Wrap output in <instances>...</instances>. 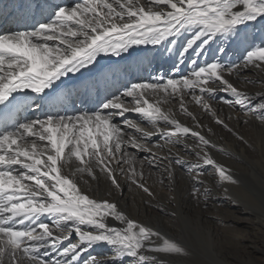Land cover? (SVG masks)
<instances>
[{"label": "snow or ice", "instance_id": "snow-or-ice-1", "mask_svg": "<svg viewBox=\"0 0 264 264\" xmlns=\"http://www.w3.org/2000/svg\"><path fill=\"white\" fill-rule=\"evenodd\" d=\"M25 8L28 11L17 18L23 30L0 33V264H118L125 258L130 264H164L169 258L186 256L180 243L151 225L129 218L115 202L91 197L81 182L87 184L85 175L98 179L95 169L99 167L119 190L112 163L119 166L123 161L129 165L132 182L153 196L135 179L139 175L142 180L143 172H136V154L128 153L126 147L149 153L152 160L148 163L152 164L156 153L139 141H150L158 132L165 144L179 143V137L189 133L197 139L195 147L200 150L195 152L194 162L180 157L175 160L176 164H187L189 174L195 173L192 195L208 198L212 194L200 179L203 166H211L221 183L238 184L230 169L208 151L217 146L200 131L184 126L171 109L164 110L161 105L178 95L181 112L195 120L185 107L187 90L197 105L211 112L217 124L232 131L208 103L218 92H224L232 99L219 97L221 103L239 106L245 116H255L264 124V93L253 97L226 78L241 67L264 70V42L249 45L242 64H224L221 58L200 65L192 59L190 76L168 77L166 81L158 76L152 82L133 83L96 110L46 114L43 119L22 122L16 112L21 106L40 108L41 101L49 99L46 90L54 91L63 77L87 69L101 54L120 56L142 44L167 42L175 46V37L188 33L189 38L176 50L182 64L190 51L199 56L211 43L232 39L242 26L264 19V0H75L70 5L48 8L36 3L34 9L29 0ZM166 50L172 52L173 47ZM218 51L226 53L227 49L221 46ZM29 91L37 98L29 96ZM122 97L131 98L130 103ZM128 112L137 113L155 131L125 119L133 134L125 132L115 117H125ZM167 171L171 183L173 172ZM109 217L123 226L110 225ZM97 244L108 245L112 255H89L82 260L83 254Z\"/></svg>", "mask_w": 264, "mask_h": 264}, {"label": "bare ground", "instance_id": "bare-ground-1", "mask_svg": "<svg viewBox=\"0 0 264 264\" xmlns=\"http://www.w3.org/2000/svg\"><path fill=\"white\" fill-rule=\"evenodd\" d=\"M16 30H23V26L21 28H10L6 25V32ZM181 36L185 37L180 38ZM187 38H189V34L182 33L180 36L175 37L177 40L175 46L169 45L167 42L159 45L142 44L133 46L128 52L122 53L120 56L101 54L93 65H90L87 69H82L79 73L63 77L61 81L57 82L58 86L54 91H46L50 94L63 91L69 88V83H72L78 89V92L91 93L90 103H93L95 108L99 109L107 96L111 94L121 95L131 84L138 83L142 73L146 74L147 82H152L158 76L180 79L187 72V69L192 71V59H196L200 65H203L206 61L211 62L213 59L221 58L224 64H242V57L248 46L259 45L264 42V19H258L255 22H250L247 26H242L239 34L232 39L223 40L219 44L216 42L211 43L203 51L202 60H198L199 56L195 53L192 56L188 54L183 58L184 62L180 63L183 70L180 69L177 72L172 69L169 70L180 61V57L174 52V49L179 48ZM221 46L227 49L226 53L218 51V47ZM168 47H173V51L168 52L166 50ZM151 64V69H147ZM248 68L257 69L252 66H248ZM257 73H261V71L259 72L258 69ZM253 75L251 81L260 83V87L255 90L240 89L255 97L257 93H264V74H257L256 76L255 73H249L244 67H241L237 73L226 76V78L238 87V84L246 81L247 76ZM195 94L198 95L199 93L196 92ZM28 95L33 99L37 98L36 94L30 91ZM205 95L207 96V94ZM219 97L232 99L229 94L218 92L216 97L208 100L212 110L220 117V110L222 109L223 115L226 114L229 121L232 120L238 125L243 110L239 106L229 107L221 103ZM83 98L84 96H81L80 100ZM122 98L126 103L131 101V98ZM149 99L155 100L156 98L149 97ZM90 103L87 102L86 106ZM184 103L188 111L195 116V120L181 112L178 95L175 98L170 97L168 103L162 104L161 107L164 110L171 109L184 126L194 131H200L202 135L211 140L217 146L216 148H209L211 156L218 163L230 169L233 177L239 181L238 184L221 183L218 177L213 180V177L207 176L206 180L209 183H204L203 186L210 188L212 194L208 198L204 197L211 204L212 213L215 217L205 213L203 204L205 200L202 197L192 195L194 184L192 175L195 173H186L182 165L175 163V158L178 157L188 160L183 156V150L190 148V145L186 143L194 138L190 133L187 136H180L179 143L168 144H165L164 137L160 135L159 142L164 147L157 148V150L160 156H166L167 159L163 160L166 166L158 164L161 169L158 173L153 172L143 161L136 158L134 167L137 173L143 172V179L141 180L139 175L135 179L140 183H144L154 194L153 196H149L136 183L132 182L127 163L128 169L123 165L117 166L115 162L112 163V167L115 169V178L120 184L119 190L111 184V180L100 171L99 167L95 169L98 179H92L85 175L83 179L87 181V184L81 182V186L91 197L115 202L118 208L129 218L151 225L159 230L162 235L172 238L186 249L188 253L186 256L179 260L169 258L164 261V264H248L249 261H256L259 264L260 261H264V124L255 116H250L248 131H238L236 136L224 133L222 135L217 132L209 134L204 128L206 125L205 119H208L207 115L211 112L197 105L192 99V94L188 93L187 90L184 94ZM220 103L221 108L218 106ZM34 107L36 106L34 105ZM85 109L82 107V111H85ZM138 117L144 120L139 115ZM115 118H118L119 122L117 123L124 128L125 132L133 134V130L125 125V119L137 121L130 115V112L126 113L125 117L117 116ZM212 118H214L213 115ZM210 120L208 119V121ZM144 121L145 124L137 122L145 130L154 132L152 125L146 120ZM208 123L212 124V122ZM197 124L200 127H197ZM161 126H163L162 122ZM212 127L218 128V126ZM134 134L139 136V133ZM239 137H243V140ZM176 139V137H173V140ZM219 149H223V151ZM247 150H252L255 154L251 157L247 154ZM127 152L133 153L131 151ZM169 161H171V164ZM120 168H123L124 172L119 175L116 171ZM167 169L173 172L171 183L168 180ZM202 170L203 173L206 171L211 172L213 168L203 166ZM127 180H129V189L138 195L136 202L134 204L132 202V205L127 204L128 198L123 194ZM217 186H220L223 191L219 192ZM197 187H200V185H197ZM225 189H227V192H225ZM170 192L173 194L174 199L172 200L175 201L177 206V215H175L177 221H174V218H171L168 211H166V206L169 205ZM42 219L44 218L42 217ZM46 220L50 221L51 217L46 218ZM107 222L112 226H123L111 217L108 218ZM245 223H250L251 226L245 225ZM248 229H251V231L248 232ZM74 236L71 238L73 242L76 241L73 239ZM67 243L68 241H65V245ZM104 247L109 248L106 244L95 245L83 254L82 260L89 255L104 258L102 256ZM52 256H55V253ZM118 264H130V260L125 258L118 261Z\"/></svg>", "mask_w": 264, "mask_h": 264}, {"label": "rangeland", "instance_id": "rangeland-1", "mask_svg": "<svg viewBox=\"0 0 264 264\" xmlns=\"http://www.w3.org/2000/svg\"><path fill=\"white\" fill-rule=\"evenodd\" d=\"M75 2V1H74ZM73 2V3H74ZM9 21H7V23H8ZM6 23V24H7ZM8 24H11L10 22L8 23ZM183 37H185V36H181L180 38H183ZM185 42V41H184ZM184 44V43H183ZM183 44L181 45V46H183ZM181 46L179 47V48H177V49H180L181 48ZM177 49H174V52L177 54ZM194 52H191L190 51V56H192V54H193ZM202 58H203V55L201 54V55H199V59L198 60H202ZM179 64V65H178ZM177 66V67H176ZM150 67H152V64L150 65ZM176 68V69H175ZM247 71H249V73L250 72H253V73H255L256 74V76H257V74H264V70H261V69H259V72L261 71V73H257V70L258 69H249L248 67H244ZM148 69V68H147ZM173 70L174 72H177L178 70H180L181 69V65H180V63H176V64H174V66L172 67V68H170L169 70ZM181 70H183V69H181ZM187 72L185 73V74H183V76H190V71L191 70H189V69H187L186 70ZM145 76L146 74H144V73H142L141 74V76ZM140 76V77H141ZM162 77H164L165 78V81H166V79L168 78V76H162ZM182 77V76H181ZM253 77H254V75L253 76H247V79H245V80H251V79H253ZM174 78V77H173ZM145 80H147V76H145V78H144ZM137 80V79H136ZM260 83H258V82H255V83H251V84H247V83H245V81H242L240 84H238V87L239 88H241L242 90H248V89H251V90H255V89H258V87H260ZM114 90H116V89H114ZM113 90V91H114ZM112 95V94H111ZM111 95H109V96H111ZM109 96H107L106 97V99H108V97ZM105 99V100H106ZM104 100V101H105ZM218 106H219V108H221L222 107V105H221V103L220 104H218ZM220 118L221 119H223L224 121H225V123L228 125V127L229 128H231L232 129V131H228L227 129H225L222 125H219V124H217L216 122H215V119L214 118H212V115L209 113L208 115H207V118L208 119H211L210 121H208V119H205V128H204V130L205 131H207L209 134L210 133H213V132H217V133H219V134H222V135H224V134H226V135H228V134H232V135H234V136H236V134H237V132L239 131V132H245L246 130L248 131L249 130V127H250V125H249V119L251 118L250 116H245L244 115V113L242 112L241 113V119H240V121H239V123H238V125H236V123H234L232 120H230L229 121V119H227L228 118V116H226V114L225 115H223V112H222V109L220 110ZM130 115H132L133 116V118L134 119H136L137 121H139L140 123H142V124H145V121L144 120H142V119H140L139 117H138V114L137 113H135V112H130ZM211 115V116H210ZM223 115V116H222ZM213 120V121H212ZM227 121V122H226ZM245 121H247V122H245ZM115 122L117 123V122H119L118 121V118H115ZM208 122H212V124L210 125V123H208ZM214 124V125H213ZM216 124V125H215ZM207 125H209L208 127H206ZM212 126H214V127H217L218 126V128H219V130H218V128H213ZM237 126V127H236ZM212 127V128H211ZM211 129V131L209 132V129ZM218 130V131H217ZM222 130V131H221ZM224 133V134H223ZM159 140H160V134L157 132V133H155L153 136H152V138H151V140L150 141H144L143 139H141L139 142L140 143H147V144H149L151 147H152V151L154 152V153H156V156H157V159L152 163V164H149L148 163V160H152V156L149 154V153H147V152H140V151H138L137 149H134V148H132L131 146H128L127 147V151H131V152H133V153H135L136 154V158L137 159H139V160H141V161H143L153 172H155V173H158V172H160L161 171V169H160V167H158L159 165L158 164H161V165H163V166H166L165 165V163H163V160L164 159H161V158H163L162 156H160V153H159V151L157 150V148H159V147H157L158 145H161L160 144V142H159ZM188 140V139H187ZM187 144H189L190 146V148L189 149H185V150H183V156L184 157H186L188 160H185V161H187V162H189V163H191V162H194L195 160H196V156H195V152L196 151H199L200 149H198V148H196L195 147V145L198 143V141H197V139L196 138H193V139H190L189 140V142H186ZM192 151V152H191ZM208 151H209V149H208ZM247 154L249 155V156H253L254 154H255V152H253L252 150H247ZM145 157H147V160L145 159ZM177 158H175V160H176ZM120 165H123V167L125 166V168H127L128 169V167L126 166V163H123V161H121V163H120ZM182 167H183V169L185 170V172L187 173L188 171H187V164H185V165H182ZM158 169V170H157ZM129 171V170H128ZM203 171V170H202ZM124 172V171H123ZM122 171H120V170H118V171H116V173H118L119 175L120 174H122L123 173ZM217 174L215 173V171H214V169H213V171H211V172H204V175L202 176V177H200V179L203 181V184L205 183V184H207V183H209L206 179H207V176H211V177H213V180L215 179V178H217L218 176H216ZM209 180H210V178H209ZM218 188H217V190L219 191V192H222L223 191V189L222 188H220V186H217ZM123 194H124V196L126 195V197L128 198V203H127V201H125V203H127L128 205H132L131 203L133 202V204L136 202V197H138V195L134 192V191H132L131 189H129V180H127V182H126V187L124 188V190H123ZM170 200H169V205H167L166 206V211H168V213H169V215L171 216V218L173 217L174 218V221H177L178 219H177V217L175 216V215H177V206H176V203H175V201H173L172 199H173V194L170 192ZM200 197H202V199L203 200H205V203H203L204 204V211H205V213H207V214H211V216H213V217H215V215L212 213V207H211V204L207 201V199L203 196V195H200ZM194 199H195V197H194ZM263 202H264V200H263ZM164 207V206H163ZM172 213H175V215H172ZM248 224V226H251V225H249L250 223H245V225H247ZM249 230V231H248ZM247 231L248 232H250L251 231V229H248ZM251 236H253V234H251ZM252 238V237H251ZM250 238V239H251ZM73 239L74 240H76L77 238L74 236L73 237ZM112 255V253H111V250L109 249V248H107V247H104L103 248V251H102V256L103 257H110Z\"/></svg>", "mask_w": 264, "mask_h": 264}]
</instances>
